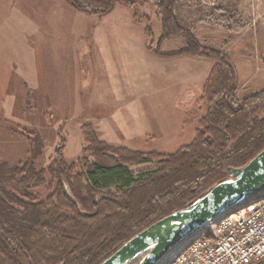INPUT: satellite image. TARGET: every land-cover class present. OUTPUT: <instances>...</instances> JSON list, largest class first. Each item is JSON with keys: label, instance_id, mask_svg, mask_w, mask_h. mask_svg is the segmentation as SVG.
<instances>
[{"label": "rangeland", "instance_id": "obj_1", "mask_svg": "<svg viewBox=\"0 0 264 264\" xmlns=\"http://www.w3.org/2000/svg\"><path fill=\"white\" fill-rule=\"evenodd\" d=\"M175 15L204 49L229 57L240 100L264 90V0H179ZM161 38V19L150 5L130 10L118 4L108 15H93L63 0H0V163L47 168L59 132L67 162H76L88 124L117 148L172 155L189 146L208 112L199 98L215 63L149 53V47L164 55L186 48L184 39L159 47ZM31 132L45 146L37 160ZM35 194L47 198L48 184ZM261 199L264 191L244 204ZM182 245L160 264H170Z\"/></svg>", "mask_w": 264, "mask_h": 264}, {"label": "trees", "instance_id": "obj_2", "mask_svg": "<svg viewBox=\"0 0 264 264\" xmlns=\"http://www.w3.org/2000/svg\"><path fill=\"white\" fill-rule=\"evenodd\" d=\"M63 1L93 15H108L118 4L130 10L153 6L162 25L159 47L166 40L186 41V48L173 55L149 47L155 56L215 63L199 98L208 112L198 122L193 142L172 155L110 146L88 124L81 128L86 147L76 162H67L66 141L59 132L61 143L47 168L0 163V264H102L138 234L228 180L231 168L245 167L264 150V90L237 97L236 67L228 56L204 49L178 24L179 0ZM230 21L226 17L225 23ZM28 135L32 159L37 160L45 152L44 143L39 134ZM144 165L150 167L130 170ZM46 184L50 195L40 199L35 192Z\"/></svg>", "mask_w": 264, "mask_h": 264}, {"label": "water", "instance_id": "obj_3", "mask_svg": "<svg viewBox=\"0 0 264 264\" xmlns=\"http://www.w3.org/2000/svg\"><path fill=\"white\" fill-rule=\"evenodd\" d=\"M230 178L215 186L186 209L150 226L102 264H160L174 249L247 199L264 191V150L240 169L231 168Z\"/></svg>", "mask_w": 264, "mask_h": 264}, {"label": "built area", "instance_id": "obj_4", "mask_svg": "<svg viewBox=\"0 0 264 264\" xmlns=\"http://www.w3.org/2000/svg\"><path fill=\"white\" fill-rule=\"evenodd\" d=\"M170 264H264V199L242 204L207 224Z\"/></svg>", "mask_w": 264, "mask_h": 264}, {"label": "crops", "instance_id": "obj_5", "mask_svg": "<svg viewBox=\"0 0 264 264\" xmlns=\"http://www.w3.org/2000/svg\"><path fill=\"white\" fill-rule=\"evenodd\" d=\"M148 52L149 53H151L152 54V52L148 49ZM162 53V52H161ZM163 54V53H162ZM99 121V120H98ZM102 121H104V120H102ZM102 121L100 120V123L98 124V126H99V129L101 130V133L103 134V133H105L104 132V130H103V127H104V125L102 124ZM106 141H108V142H110V143H112L110 140H108V139H106V138H104Z\"/></svg>", "mask_w": 264, "mask_h": 264}]
</instances>
